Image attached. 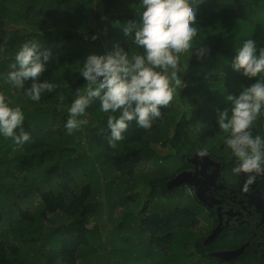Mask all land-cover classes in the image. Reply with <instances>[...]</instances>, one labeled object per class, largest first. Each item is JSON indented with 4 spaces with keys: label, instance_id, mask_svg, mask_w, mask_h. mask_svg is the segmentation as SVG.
Wrapping results in <instances>:
<instances>
[{
    "label": "trees",
    "instance_id": "trees-1",
    "mask_svg": "<svg viewBox=\"0 0 264 264\" xmlns=\"http://www.w3.org/2000/svg\"><path fill=\"white\" fill-rule=\"evenodd\" d=\"M192 5L196 6L198 29L193 49L202 46L208 51L201 59L195 52L183 53L187 58L182 76L185 86L174 97L184 102L192 99L198 106L197 114L190 118L183 111L179 116L172 100L161 109L151 128L130 121L123 139L113 147L107 126L109 113L101 111L98 98L78 117L84 121L78 129L69 134L65 123L77 91H86L87 82L79 70L88 55L106 54L116 46L128 51L130 57L144 54V49L123 31L129 21L139 22L141 0H0V21L12 16L17 25L11 30L0 25V92L13 106L22 108L23 128L30 133L23 144L0 136V264H76L85 252L98 257L104 246L102 235L97 226L90 228L89 224L92 218L102 217L106 203L112 206L115 202L110 187L115 177L110 178V168L127 178L118 185V192L126 186L133 189L139 183H150L149 194L159 193L157 199L144 203L133 220L140 233L149 236L150 243L156 241L164 247L174 243L175 237L184 238L187 256L197 252L214 257L217 264H264V257L256 254L231 261L209 255L196 228L203 214L200 207L171 208L164 202L171 191L169 180L188 165L187 157L203 149L202 145L236 158L225 145L228 133L219 128L217 115L225 109L231 115L226 96H238L243 87L255 82V78L233 70L236 49L246 39L255 40L258 50L264 48V0H192ZM104 22L106 32L101 29ZM93 35L98 38L92 39ZM29 39L38 40L41 51L51 54L40 79L57 85L51 92H43L39 101L25 94L31 79L24 87H15L4 74L22 43ZM206 111L199 129H193L196 118ZM57 121L60 124L56 126ZM16 131L19 134V129ZM252 132L264 136V116L258 118ZM155 143L169 145L174 152L162 155ZM144 157L154 160L156 175L143 170ZM88 167L94 181L89 178L80 185L79 177L87 175ZM103 178L110 180L104 185ZM102 190L109 191V197L104 194L109 198L105 202L98 199ZM34 192L40 198L35 212L24 207L35 198ZM185 197L187 204L196 202L191 193ZM151 204L153 210L146 214ZM60 215L70 221L69 227L47 225ZM120 249L115 248L110 255L120 253ZM95 261L88 259L86 264Z\"/></svg>",
    "mask_w": 264,
    "mask_h": 264
},
{
    "label": "clouds",
    "instance_id": "clouds-1",
    "mask_svg": "<svg viewBox=\"0 0 264 264\" xmlns=\"http://www.w3.org/2000/svg\"><path fill=\"white\" fill-rule=\"evenodd\" d=\"M141 6L139 22L129 21L123 31L144 49V54L130 57L128 51L116 46L106 54L87 56L79 70L87 88L83 94L77 91L68 109L65 128L69 134L84 123L78 117L97 98L101 111L109 113L107 126L113 147L123 139L130 121L135 120L142 128H151L153 121L160 117L161 109L172 102L176 89L185 86L178 75L187 69L178 59L181 54L195 52L198 59L206 55L205 47L193 49L192 46L198 32L192 0H141ZM41 48L36 39L22 43L5 78L15 87H24L25 81L31 79L25 94L33 101H39L43 92L57 87L40 79L51 55ZM231 66L245 77L255 78V82L243 87L238 96H226L231 115L227 109L219 111L217 123L228 133L225 145L236 157L233 173L247 174L246 184L251 185L257 176H264V136L252 132L255 122L264 116V48L258 50L255 40L246 39L236 49ZM24 120L22 108L13 106L0 92V136L12 138L17 144L27 142L30 133L23 128ZM196 154L203 157L207 150H198Z\"/></svg>",
    "mask_w": 264,
    "mask_h": 264
},
{
    "label": "rangeland",
    "instance_id": "rangeland-1",
    "mask_svg": "<svg viewBox=\"0 0 264 264\" xmlns=\"http://www.w3.org/2000/svg\"><path fill=\"white\" fill-rule=\"evenodd\" d=\"M12 18V16H11ZM6 18V20H1L0 25L6 30H11L17 25L12 20ZM5 19V18H4ZM10 21V22H9ZM106 23L101 24V29L103 32H106ZM123 40L120 42L122 43ZM195 55V54H194ZM180 62L187 67V58L185 54H181L178 58ZM7 70V69H6ZM187 70V69H186ZM185 72V71H184ZM183 72V73H184ZM8 73V72H7ZM4 72V74H7ZM183 73H178L180 78L182 79ZM181 88L176 89V93L180 91ZM175 93V94H176ZM173 100L176 103V107L178 109V115L180 116L183 111L188 112V116L192 118L196 115L198 106L196 103L189 99L188 101H182L181 97L175 96ZM202 104V103H201ZM200 105V103H199ZM206 112L201 114L200 117L196 118L193 123V129L198 130L201 125V120L206 116ZM87 119H90V116H87ZM60 124V121H57L56 126ZM156 150L159 151L160 154L166 155L168 153L174 152V149L169 145L164 146L161 143H155L153 145ZM217 146V145H215ZM84 148L81 147L82 150ZM203 149L212 151L208 145H202ZM202 150V149H199ZM92 153V151H90ZM142 168L144 171L151 173L152 175H156L158 173L157 167L155 166V162L152 158L144 157L142 158ZM90 168H87V175H83L79 177L80 185L82 183L92 177V171L89 172ZM99 173L102 174V170L99 169ZM110 178L115 177L114 181L111 183V188L114 191L115 202L111 205L106 203L105 212L102 214V217L99 220L91 219L89 227L95 228L97 226V230L100 231L102 235V242L104 246L99 249L98 257L92 256L91 252H85L83 255L78 256L76 264H86L87 260L96 259V264H217L218 261L213 259L214 257L199 255L197 252L191 253L190 256H187V253L183 247L186 239H177L174 238L173 242L170 244H166L164 247L158 244V242L150 243L149 236L147 234L140 233V230L137 226L134 225L133 220L138 218L137 214L142 209L144 203L146 201H150L151 199H157L158 192H155V195H151L150 183H139L133 189L128 188V186L124 187L122 192H118V185L124 183L127 178L119 175V172L114 171L110 168L109 171ZM93 178V179H92ZM110 178H103V182L105 185L106 181H109ZM45 186H49L45 184ZM179 186V185H178ZM171 187V191L168 193L167 199L164 201L166 205H170L169 207H173L176 205L179 206H189L192 209L199 204L197 202L187 204V193H190L187 186ZM105 189V186H104ZM35 198L32 201H28L24 203L25 208H30L34 212L36 211V207L39 205V196L36 192H34ZM107 195L109 197V191L104 193L103 190L99 192L98 199L109 200V198L104 196ZM122 197H126L125 200ZM179 200V201H178ZM200 207V206H199ZM134 209V212H133ZM153 210L152 204L149 205V208L146 214H149ZM161 211V209H159ZM200 221L197 225V231L200 236L205 235L209 229L206 227V223L204 222V217L199 215ZM69 220L65 218L63 215L55 217L52 221H47V225L49 227H58L60 226H68ZM135 226V227H134ZM69 227V226H68ZM63 232V229H62ZM15 240V239H14ZM16 242V241H15ZM17 243V242H16ZM193 246V245H191ZM117 248H121L120 253H116V255L111 256L110 251ZM190 248V247H189ZM97 249V248H96ZM191 249V248H190ZM192 248L191 250H193Z\"/></svg>",
    "mask_w": 264,
    "mask_h": 264
},
{
    "label": "flooded vegetation",
    "instance_id": "flooded-vegetation-1",
    "mask_svg": "<svg viewBox=\"0 0 264 264\" xmlns=\"http://www.w3.org/2000/svg\"><path fill=\"white\" fill-rule=\"evenodd\" d=\"M198 150L179 172H186L188 182L178 187L187 186L200 206L209 229L201 238L207 253L242 250L237 257L219 258L223 261L245 254L264 257V176L247 185V174L232 171L236 158L208 150L200 157Z\"/></svg>",
    "mask_w": 264,
    "mask_h": 264
},
{
    "label": "water",
    "instance_id": "water-1",
    "mask_svg": "<svg viewBox=\"0 0 264 264\" xmlns=\"http://www.w3.org/2000/svg\"><path fill=\"white\" fill-rule=\"evenodd\" d=\"M187 182H188V179H187L186 172H181L170 180L169 186L170 187L178 186V185H181V184L187 183ZM195 190L197 191V189H195ZM198 197H199V194H198ZM217 234L218 233H214L212 237H215ZM241 251H242L241 249H236V250H231V251H216V252L212 253V255L217 256L221 259L228 257V256H230V258H231V257H237Z\"/></svg>",
    "mask_w": 264,
    "mask_h": 264
}]
</instances>
